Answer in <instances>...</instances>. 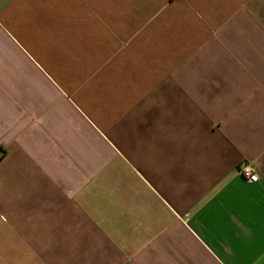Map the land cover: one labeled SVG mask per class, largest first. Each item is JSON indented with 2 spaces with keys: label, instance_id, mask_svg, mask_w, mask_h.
Returning <instances> with one entry per match:
<instances>
[{
  "label": "crops",
  "instance_id": "obj_1",
  "mask_svg": "<svg viewBox=\"0 0 264 264\" xmlns=\"http://www.w3.org/2000/svg\"><path fill=\"white\" fill-rule=\"evenodd\" d=\"M0 264H264V0H0Z\"/></svg>",
  "mask_w": 264,
  "mask_h": 264
},
{
  "label": "built area",
  "instance_id": "obj_2",
  "mask_svg": "<svg viewBox=\"0 0 264 264\" xmlns=\"http://www.w3.org/2000/svg\"><path fill=\"white\" fill-rule=\"evenodd\" d=\"M238 172L250 182H256L258 180V175L249 162H241L238 166Z\"/></svg>",
  "mask_w": 264,
  "mask_h": 264
}]
</instances>
